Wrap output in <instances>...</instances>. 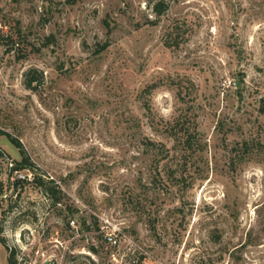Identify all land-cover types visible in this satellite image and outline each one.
<instances>
[{"label": "rangeland", "instance_id": "1", "mask_svg": "<svg viewBox=\"0 0 264 264\" xmlns=\"http://www.w3.org/2000/svg\"><path fill=\"white\" fill-rule=\"evenodd\" d=\"M0 131V264H264V0H0Z\"/></svg>", "mask_w": 264, "mask_h": 264}, {"label": "trees", "instance_id": "2", "mask_svg": "<svg viewBox=\"0 0 264 264\" xmlns=\"http://www.w3.org/2000/svg\"><path fill=\"white\" fill-rule=\"evenodd\" d=\"M167 9V5L165 2L160 1L155 4L154 6V12L156 13L157 16H161L165 10ZM106 46H104L102 49H105ZM37 81V78L35 77V71H30L27 74L26 78V86L29 89H35L36 86H34V83ZM5 135L8 137V139L18 148L20 149V153L22 155V161L20 162H15V166L13 168L14 171H20V170H29L31 172H34V178L31 181L32 184L36 186V188H39L42 190V192L47 195L52 203L54 204H60L63 200V192L60 190L58 185L54 183L53 180L48 181L45 179L43 176L38 174L37 170H35L34 164L30 161L29 157L27 156L25 150L23 149V145L21 142L17 139L14 138L11 134L0 131V136ZM28 181L26 180H17L16 184H21V183H27ZM1 242L4 244L5 248L9 251L8 253V261L9 264H17V260L15 257V254L10 251L8 246H6L5 240H1ZM93 251H96V249L93 247Z\"/></svg>", "mask_w": 264, "mask_h": 264}, {"label": "built area", "instance_id": "3", "mask_svg": "<svg viewBox=\"0 0 264 264\" xmlns=\"http://www.w3.org/2000/svg\"><path fill=\"white\" fill-rule=\"evenodd\" d=\"M69 227L71 229H77L76 226V220L72 219L69 221ZM103 232V240L106 242L107 245L110 246L112 249L109 254V260L107 264H134L135 261H127L126 255L121 253L122 244L123 242L127 241L129 238L126 234L122 233L119 230H111L109 226H105L102 229ZM56 235L58 238H54L50 240V243L54 246L58 247V244L63 246V242L59 240V231H56ZM71 240H69L68 243L65 242V252L70 249L69 244ZM84 253H87L84 251ZM40 256V264H56L55 263V256L52 253H38ZM17 264H28V261L20 260L17 262ZM31 264V263H29ZM36 264V262L34 263Z\"/></svg>", "mask_w": 264, "mask_h": 264}]
</instances>
